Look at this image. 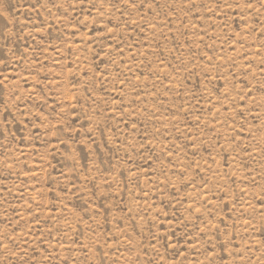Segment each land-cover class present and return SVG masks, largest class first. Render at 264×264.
Segmentation results:
<instances>
[{
	"label": "rangeland",
	"instance_id": "rangeland-1",
	"mask_svg": "<svg viewBox=\"0 0 264 264\" xmlns=\"http://www.w3.org/2000/svg\"><path fill=\"white\" fill-rule=\"evenodd\" d=\"M0 264H264V0H0Z\"/></svg>",
	"mask_w": 264,
	"mask_h": 264
}]
</instances>
